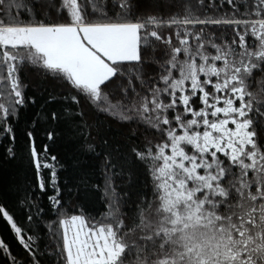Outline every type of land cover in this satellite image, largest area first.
<instances>
[{
    "label": "snow or ice",
    "instance_id": "6c2138e0",
    "mask_svg": "<svg viewBox=\"0 0 264 264\" xmlns=\"http://www.w3.org/2000/svg\"><path fill=\"white\" fill-rule=\"evenodd\" d=\"M259 74L264 0H0V264H264Z\"/></svg>",
    "mask_w": 264,
    "mask_h": 264
},
{
    "label": "trees",
    "instance_id": "16d2710c",
    "mask_svg": "<svg viewBox=\"0 0 264 264\" xmlns=\"http://www.w3.org/2000/svg\"><path fill=\"white\" fill-rule=\"evenodd\" d=\"M217 2L223 4L224 0H217ZM224 11H228V7L226 5L224 7ZM220 14L222 15L223 13ZM23 79L28 85L27 92L29 96L36 95L43 97L51 94L59 97L60 94L65 91V89L58 82L47 79L42 74H38L36 72H26L23 76ZM261 88H264V74L257 75L254 80L253 90L260 91ZM57 107H59V105H57ZM100 119L103 123L105 131L111 136L120 138L121 133L128 131L126 128H122L119 122H113L111 118H105L101 116ZM38 147H42V144L39 142ZM71 153L72 145L63 140L58 141L57 145H55L52 150V154H58L60 155L61 159L64 160H68L71 156ZM32 179L33 176L31 171H26L20 166L19 162L7 164L0 160V186L7 185L13 181L24 182L27 180L30 182ZM100 183H103L102 179L100 180ZM140 185L141 187H144L143 177H141ZM150 186L151 185L149 184V187ZM145 190H147V188H145ZM107 210V205H103L98 201H92L88 204V215L94 216L97 219L107 212ZM17 217L22 223L24 222L22 212H18ZM0 238H3L11 246L14 254H16L18 257L24 256V250L22 246L19 245L14 233L11 232L10 228L3 220H0ZM50 242V238L46 234L43 235V239L40 241L41 247H45V245L49 244ZM46 264H51V261H46Z\"/></svg>",
    "mask_w": 264,
    "mask_h": 264
}]
</instances>
